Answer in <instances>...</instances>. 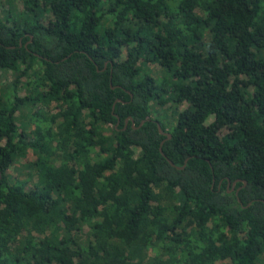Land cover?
I'll return each mask as SVG.
<instances>
[{
  "label": "trees",
  "instance_id": "obj_1",
  "mask_svg": "<svg viewBox=\"0 0 264 264\" xmlns=\"http://www.w3.org/2000/svg\"><path fill=\"white\" fill-rule=\"evenodd\" d=\"M20 1L0 0V264L260 263L264 0Z\"/></svg>",
  "mask_w": 264,
  "mask_h": 264
},
{
  "label": "rangeland",
  "instance_id": "obj_2",
  "mask_svg": "<svg viewBox=\"0 0 264 264\" xmlns=\"http://www.w3.org/2000/svg\"><path fill=\"white\" fill-rule=\"evenodd\" d=\"M16 7L19 9L21 7V1L20 0H15ZM153 69L154 72H157V67L155 65H149ZM14 76L11 74L9 71L4 72L0 71V91H4L6 88H9L11 85V81L13 80ZM20 80L24 81V78L22 77ZM18 87H21V85H18ZM25 94V89H20L19 95ZM52 105L53 103L50 104L49 109L52 110ZM51 107V108H50ZM184 107V104L181 106V108ZM34 158L33 153L28 149L25 153V155L21 158H19L13 166L19 167V163H25L26 161H30ZM13 166L9 169V172L15 175L16 170H13ZM25 170H22V173L20 174V178H24L25 175ZM32 179L28 182L27 186L32 183ZM258 264H264V257H262L261 262Z\"/></svg>",
  "mask_w": 264,
  "mask_h": 264
},
{
  "label": "water",
  "instance_id": "obj_3",
  "mask_svg": "<svg viewBox=\"0 0 264 264\" xmlns=\"http://www.w3.org/2000/svg\"><path fill=\"white\" fill-rule=\"evenodd\" d=\"M157 129H158V132H159V133H161V134H165L167 137H169V134H167V133H165V132H163V131L160 130L158 124H157ZM168 162H169V161H168ZM169 163H170V165H172L171 162H169ZM178 168H180V167H178ZM243 183H244V181H243ZM232 185H233V183H231V186H232Z\"/></svg>",
  "mask_w": 264,
  "mask_h": 264
}]
</instances>
